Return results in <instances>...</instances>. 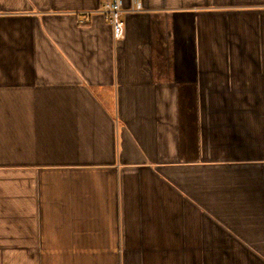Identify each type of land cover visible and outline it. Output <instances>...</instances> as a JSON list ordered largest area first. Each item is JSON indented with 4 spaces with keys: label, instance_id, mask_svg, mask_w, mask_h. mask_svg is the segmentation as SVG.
<instances>
[{
    "label": "crops",
    "instance_id": "1",
    "mask_svg": "<svg viewBox=\"0 0 264 264\" xmlns=\"http://www.w3.org/2000/svg\"><path fill=\"white\" fill-rule=\"evenodd\" d=\"M0 0V264H264V0Z\"/></svg>",
    "mask_w": 264,
    "mask_h": 264
},
{
    "label": "built area",
    "instance_id": "2",
    "mask_svg": "<svg viewBox=\"0 0 264 264\" xmlns=\"http://www.w3.org/2000/svg\"><path fill=\"white\" fill-rule=\"evenodd\" d=\"M142 2H137L135 5L126 7L124 0H106L99 13L109 21L113 29L115 39H122L125 35V21L123 14L125 12H135L142 9Z\"/></svg>",
    "mask_w": 264,
    "mask_h": 264
}]
</instances>
